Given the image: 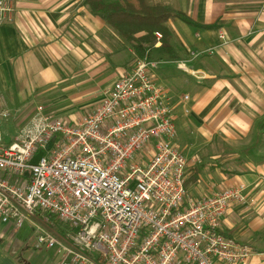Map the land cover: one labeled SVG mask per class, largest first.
I'll list each match as a JSON object with an SVG mask.
<instances>
[{
  "label": "built area",
  "instance_id": "built-area-1",
  "mask_svg": "<svg viewBox=\"0 0 264 264\" xmlns=\"http://www.w3.org/2000/svg\"><path fill=\"white\" fill-rule=\"evenodd\" d=\"M13 1L0 0V25L11 22ZM212 52L190 51L189 59ZM161 64L147 53L136 58L73 124L37 107L8 145L0 140V223L33 224L36 248L55 249L54 264H239L252 254L221 232L229 208L245 202L243 186L201 198L186 190L174 106L155 78ZM9 117L0 107V124ZM47 216L72 230L60 236L35 224Z\"/></svg>",
  "mask_w": 264,
  "mask_h": 264
},
{
  "label": "crops",
  "instance_id": "crops-1",
  "mask_svg": "<svg viewBox=\"0 0 264 264\" xmlns=\"http://www.w3.org/2000/svg\"><path fill=\"white\" fill-rule=\"evenodd\" d=\"M13 2L11 22L0 25V93L6 97L0 98V107L13 113L8 120L27 113L21 106L30 100L51 105L68 99L76 104L100 100L132 64L127 63L134 59L132 46L91 14L83 0ZM150 2L168 6L192 23L167 22L178 60L163 62L155 71L157 84L174 106L175 129L181 104L189 113L183 125L194 130L202 152L213 149L206 155H210L208 163L202 165L183 153L186 190L191 197L201 198L243 186L245 202L229 208L221 232L250 247L252 254L239 264H264V0ZM219 34L226 36L227 43ZM160 46L161 42L154 45ZM206 50L213 52L190 61V51ZM181 63L203 78L191 76L180 68ZM167 69L194 80L191 98L182 102L166 85ZM60 87L65 101L55 97ZM176 142L183 149L189 144L178 138ZM11 228L0 223V239ZM0 264L17 263L13 254L0 247Z\"/></svg>",
  "mask_w": 264,
  "mask_h": 264
},
{
  "label": "rangeland",
  "instance_id": "rangeland-1",
  "mask_svg": "<svg viewBox=\"0 0 264 264\" xmlns=\"http://www.w3.org/2000/svg\"><path fill=\"white\" fill-rule=\"evenodd\" d=\"M155 37V36H154ZM136 55H134L133 60H129L127 63L133 64V62L136 60ZM133 61V62H132ZM131 64V65H132ZM130 65V66H131ZM163 78V77H162ZM166 85L176 93L178 98H183L184 96H192L193 94V85L194 80L186 75L178 74L176 70H170L167 69V71L164 74V78ZM171 80H175L176 82L173 83ZM113 84V83H112ZM63 89L60 87L58 90L55 91L57 99H63L61 97V93ZM64 94V93H63ZM66 97V95H65ZM64 97V98H65ZM0 98L6 99L5 95L3 93H0ZM65 101V99H63ZM67 101V102H66ZM64 103H59L56 105H51L49 102H41L38 103L36 101L30 100L24 105L21 106V109H25L27 113L20 114L19 116H15L14 120H6L2 121L0 124V140L3 145H8L14 135L15 130L26 123L29 118L32 116V114L35 112L37 107H42L43 112L48 116H58L60 119L68 124H73V122L82 115L90 112L98 103V98H93L90 100H87L85 103H72L70 99L66 100ZM185 104V103H183ZM32 109V111L30 110ZM178 112H176L177 117L175 118L176 121V131H177V138L179 141L186 140L187 143V149H183L181 144L178 142L179 149L186 154L189 157H195L198 159L199 164H204L205 162L208 163L210 160V155L208 154L212 153V148L208 147V151L202 152V146L201 143L198 142V140H195L192 134L193 130H187L185 125V119L189 115L188 111H183L182 105H179ZM31 111L30 113L28 111ZM186 113V114H185ZM188 113V114H187ZM13 115V113L10 114V116ZM9 121V123H8ZM193 123L190 120V124ZM18 124V125H17ZM16 125V126H15ZM193 125V124H191ZM15 126V127H14ZM194 132V130H193ZM216 140V139H215ZM54 141V140H53ZM51 142H48L44 149L50 150L52 144ZM195 142V145L193 144ZM212 143L216 142L213 140ZM211 143V144H212ZM213 144V145H215ZM212 164H216L215 162H211ZM210 164V163H209ZM39 219V218H38ZM35 224H39L43 229L50 230L54 234L64 236L67 232L72 230V227L68 223H63L59 221L56 217L53 216H47V224H41L38 220L34 221ZM9 232L7 233L3 238L0 239V247L2 249H5L8 251L9 254H13L16 263L17 264H54L56 260V253L55 249H47L44 246H41L39 248H36V240H35V234L36 228L31 223H24V225L16 232L13 231V228H11Z\"/></svg>",
  "mask_w": 264,
  "mask_h": 264
},
{
  "label": "trees",
  "instance_id": "trees-1",
  "mask_svg": "<svg viewBox=\"0 0 264 264\" xmlns=\"http://www.w3.org/2000/svg\"><path fill=\"white\" fill-rule=\"evenodd\" d=\"M83 4L91 14L102 19L122 40L131 45L138 58L147 53L150 59L161 62L178 60L171 47L172 36L167 22L180 19L192 24L170 7L151 3L150 0H83ZM156 32L161 35L159 49L154 47Z\"/></svg>",
  "mask_w": 264,
  "mask_h": 264
},
{
  "label": "water",
  "instance_id": "water-1",
  "mask_svg": "<svg viewBox=\"0 0 264 264\" xmlns=\"http://www.w3.org/2000/svg\"><path fill=\"white\" fill-rule=\"evenodd\" d=\"M54 139H51L49 142L52 143ZM43 155V151H39L35 156H33V158L29 161V165H35L38 160L42 157ZM28 173H25V176H27Z\"/></svg>",
  "mask_w": 264,
  "mask_h": 264
}]
</instances>
